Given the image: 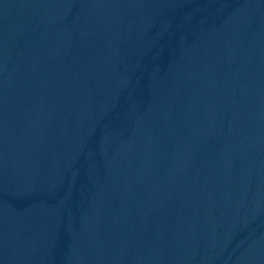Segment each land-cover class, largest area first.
Returning <instances> with one entry per match:
<instances>
[{"label": "water", "instance_id": "1", "mask_svg": "<svg viewBox=\"0 0 264 264\" xmlns=\"http://www.w3.org/2000/svg\"><path fill=\"white\" fill-rule=\"evenodd\" d=\"M0 264H264V0H0Z\"/></svg>", "mask_w": 264, "mask_h": 264}]
</instances>
